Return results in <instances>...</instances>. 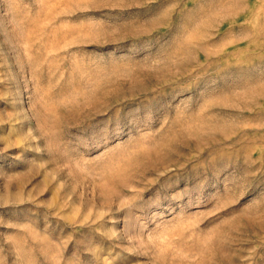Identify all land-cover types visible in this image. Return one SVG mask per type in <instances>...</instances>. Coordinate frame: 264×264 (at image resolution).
Segmentation results:
<instances>
[{
	"label": "rangeland",
	"instance_id": "obj_1",
	"mask_svg": "<svg viewBox=\"0 0 264 264\" xmlns=\"http://www.w3.org/2000/svg\"><path fill=\"white\" fill-rule=\"evenodd\" d=\"M0 264H264V0H0Z\"/></svg>",
	"mask_w": 264,
	"mask_h": 264
}]
</instances>
